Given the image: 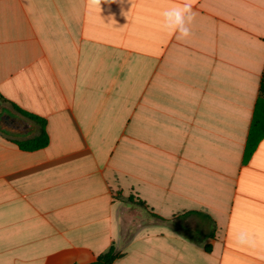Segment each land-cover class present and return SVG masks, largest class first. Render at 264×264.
I'll return each mask as SVG.
<instances>
[{
    "label": "crops",
    "instance_id": "0c3cea01",
    "mask_svg": "<svg viewBox=\"0 0 264 264\" xmlns=\"http://www.w3.org/2000/svg\"><path fill=\"white\" fill-rule=\"evenodd\" d=\"M181 3L0 0L3 105L49 136L0 132V264H264V0H195L177 39Z\"/></svg>",
    "mask_w": 264,
    "mask_h": 264
},
{
    "label": "trees",
    "instance_id": "16d2710c",
    "mask_svg": "<svg viewBox=\"0 0 264 264\" xmlns=\"http://www.w3.org/2000/svg\"><path fill=\"white\" fill-rule=\"evenodd\" d=\"M260 98L255 107L253 124L249 133L245 159L248 160L256 150L260 141L264 138V74L260 87ZM0 102L7 104L6 100L0 95ZM11 108L20 116L28 121H31L38 127V132L35 136L25 139H13L12 141L23 151L34 152L46 148L49 145V136L46 130L47 123L44 119L30 114L16 105H11ZM157 217L156 215H152ZM158 218V217H157ZM122 253L117 251L115 247L98 257L93 264H114L116 260L121 258Z\"/></svg>",
    "mask_w": 264,
    "mask_h": 264
},
{
    "label": "clouds",
    "instance_id": "9594fccd",
    "mask_svg": "<svg viewBox=\"0 0 264 264\" xmlns=\"http://www.w3.org/2000/svg\"><path fill=\"white\" fill-rule=\"evenodd\" d=\"M118 0H87V5L101 11L102 3H116ZM123 3V0H119ZM195 0H183V3L167 8L161 13V26L177 36V39H187L191 36V25L195 20L193 11ZM237 243L249 244L250 240L246 233L241 232L237 236Z\"/></svg>",
    "mask_w": 264,
    "mask_h": 264
},
{
    "label": "water",
    "instance_id": "95a60500",
    "mask_svg": "<svg viewBox=\"0 0 264 264\" xmlns=\"http://www.w3.org/2000/svg\"><path fill=\"white\" fill-rule=\"evenodd\" d=\"M0 132L8 137L24 139L35 133V127L18 113L4 107L0 113Z\"/></svg>",
    "mask_w": 264,
    "mask_h": 264
},
{
    "label": "flooded vegetation",
    "instance_id": "af4514ba",
    "mask_svg": "<svg viewBox=\"0 0 264 264\" xmlns=\"http://www.w3.org/2000/svg\"><path fill=\"white\" fill-rule=\"evenodd\" d=\"M4 106V105H3ZM3 106H0V113L2 112V109L4 108Z\"/></svg>",
    "mask_w": 264,
    "mask_h": 264
},
{
    "label": "rangeland",
    "instance_id": "374dc122",
    "mask_svg": "<svg viewBox=\"0 0 264 264\" xmlns=\"http://www.w3.org/2000/svg\"><path fill=\"white\" fill-rule=\"evenodd\" d=\"M0 106H3V104H0ZM4 107V106H3ZM139 208V206H137Z\"/></svg>",
    "mask_w": 264,
    "mask_h": 264
}]
</instances>
